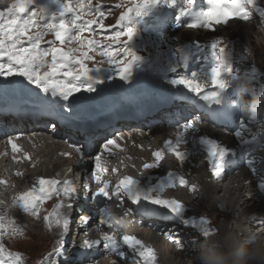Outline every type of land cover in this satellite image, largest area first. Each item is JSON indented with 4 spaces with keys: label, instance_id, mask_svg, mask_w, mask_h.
Here are the masks:
<instances>
[{
    "label": "snow or ice",
    "instance_id": "6c2138e0",
    "mask_svg": "<svg viewBox=\"0 0 264 264\" xmlns=\"http://www.w3.org/2000/svg\"><path fill=\"white\" fill-rule=\"evenodd\" d=\"M206 3L207 7H200L199 0H118L106 7L101 0H0V5H3L0 10V78H3L5 85L30 88L49 101L51 119L46 127L49 134L58 133L57 119H63L66 124L78 121L79 127L87 129L89 124L87 118L81 115L80 101L88 98L86 94L97 93L98 86L106 82L119 80L124 84L130 83L133 70L140 63V57L133 51L132 41L137 30L143 31L152 21L161 27L158 30L150 29L155 35L151 43L159 51L166 48L168 53L161 65L172 64L169 74L173 75L166 77V84L174 90L172 99L183 101L185 107L192 111L183 117L182 122L177 120L174 139H166L161 148L152 151L151 161L144 162L138 169L139 173L143 175L160 168L166 155H171L183 166L190 155L203 152L211 175L220 179L225 169L234 163L238 151L201 134L199 127L202 123H219L236 125L233 135L241 149L239 155L246 160V167L256 174L255 161L247 159L248 153L243 149L264 135V119L257 120L253 106L241 102L229 105L226 94L236 83L240 87L234 91L250 92L256 100L264 103V85L258 90L244 87L249 79L233 74L232 48L223 39L213 38L207 44L193 39L192 43L173 48V42L181 37L169 36L165 29L171 28L177 32L182 28L216 31L217 26L227 25L230 21H250L253 13L264 20V8L259 7L256 0H206ZM114 9L119 10L115 23L106 24ZM167 10H175L174 20L170 14L166 15ZM97 36L100 38L97 39ZM205 49L209 50L211 59L206 60L207 55L204 56L199 72L193 71L189 75L180 71L187 69L190 61L201 63L197 54ZM251 72L254 76L255 67ZM246 112L252 113L247 124L243 118ZM237 113L240 115L238 121L235 119ZM254 124H258L257 133H252L249 127ZM245 133L250 138H246ZM4 135L7 136L5 144L11 149L14 163L32 161V156L23 151L19 144L22 139L20 135L6 132ZM28 141L32 143V137H28ZM68 147L72 150L60 154L67 160L81 161L85 155L91 158L90 174L83 178L86 197L90 195L93 199L111 201L121 210L123 218L133 213L162 217L174 224L197 228L204 237L210 235L207 219H185V205L164 195L166 190L177 186L191 193L197 192L198 186L189 184L185 175L170 171L163 178H156L155 183H152L151 175L142 183L124 174L113 185L105 179L109 171L106 163L108 157L115 155L114 150H124L117 139H106L99 150L92 154L88 150L85 131L83 141L68 143ZM31 166L35 168L36 163ZM119 171L116 167L111 169L113 174ZM14 174L19 178L25 175L19 170ZM248 183L250 181H246L245 186ZM6 184V181L0 180V185ZM93 185L96 186L94 191ZM258 188L264 192V179L259 181ZM77 196L78 191L71 180L35 176L12 197L10 208L36 220L41 219L43 210L46 213L42 217L45 229H60V239L38 264H58V258L63 256L64 236L71 222L64 209L75 211L73 200ZM53 198L57 202L51 210H46L44 205ZM113 219L111 207L98 209L93 231L99 233V237L89 239L85 230L81 248L88 252L101 249L106 257L118 258L112 259L110 264H120L121 261L127 264L129 260L134 264H156L154 250L136 236L121 234L113 229ZM79 220L80 226L87 229L93 217L81 214ZM260 223L264 225V218ZM101 226L113 230L104 231ZM162 234L172 240L175 228L166 226ZM23 236L24 229L18 226L15 218L8 212L0 214V264H25V257L20 252L9 251L3 242L5 238ZM175 243L181 246L179 239ZM91 264H98V261Z\"/></svg>",
    "mask_w": 264,
    "mask_h": 264
},
{
    "label": "bare ground",
    "instance_id": "6f19581e",
    "mask_svg": "<svg viewBox=\"0 0 264 264\" xmlns=\"http://www.w3.org/2000/svg\"><path fill=\"white\" fill-rule=\"evenodd\" d=\"M205 4H206V0H199L200 7L204 6ZM170 17L174 20L173 16ZM222 26L224 28L222 27L220 28L225 30L223 33L219 31L218 33L212 34V32L210 31L199 30V33L192 34L190 30L184 28V31L181 30L175 32L176 34L173 36L179 35L181 37L179 40L175 41V43L179 45L186 44L185 41L187 40H193L192 37L195 40L199 41V43H201L200 39L208 38L210 35L229 38L231 42L236 40L238 41V39H240L241 41L242 40L250 41V39L255 38V36L257 38L264 40V20H262L255 13H253L250 21L247 22L230 21L227 25H222ZM159 28L160 27H157L156 29L158 30ZM220 28L217 27V30H220ZM165 30L166 32H168L173 29L166 28ZM148 31H150V29H148ZM195 35H197V37H195ZM178 41H184V43H178ZM201 44H205V43H201ZM242 55L243 54H241V56ZM204 56L205 55H201L200 57L197 56V58L201 60V63H193L190 61L189 66L187 68V72L189 74H191V72L193 71L199 72L200 68L202 67V60ZM239 56L240 54H238V57ZM206 60L209 59L206 57ZM180 71L185 72V70H180ZM185 74L187 73L185 72ZM234 75L244 78L243 76L244 74L238 73L237 70L234 73ZM234 84H233V88L229 90V94H226L228 104L231 105L237 102L244 101L245 104L249 106H253L255 108L258 121L264 119V103H261L258 100H256L255 97L251 96L250 92L238 93L237 91H234L236 90L234 88ZM248 84L249 83H247L244 87H248L249 89H251L252 86L254 85L253 84L251 85V87H249ZM173 92L174 90L171 89V87L166 84V78H165L164 92L160 95L173 96ZM132 93L133 96L123 98L118 103L117 107L119 109H126L127 107H130L136 103L153 102L156 99L147 94H143L137 90L132 91ZM257 102L258 105H256ZM251 114H252L251 112H246L244 114L243 118L246 124L248 123V119ZM235 119L237 121L240 119V115L238 113ZM121 127L122 129L118 134L112 133L108 138L104 137L100 141L93 144V151H92L93 154H95L99 150V147H101L103 143L106 141V139H117V142L120 144L121 148L124 149L123 151L114 150L115 155L108 157L107 159L106 167L108 168L109 171L108 174L105 176V179L110 180L113 183V185L121 177V174L123 172H126L127 175H131L135 177L136 179L140 180L142 183L146 182L148 176L150 175L153 177L152 183H155L156 178H163L170 171L179 172L185 175V178L188 180L189 184L195 183L198 186V191L195 193H191L187 189L180 188L179 186H177L174 189L166 190L164 195L167 198L177 199L185 205L186 208L185 212L189 214L185 217V219H192V218L199 219L200 217H204L205 219L209 220L207 227L209 228V230L212 229V227L216 230V235H218V237L216 238L217 240H219L225 232L229 231V226L231 224H232L231 229L236 230V232L234 231V233H236L241 239L247 238L249 235H254L253 234L254 228L255 229L259 228L256 230L258 232L255 235H260L259 233H261V235L264 234V225L260 223L261 219L264 218V213L263 216L259 214L260 208L264 212V199L258 197L255 191L256 188H254L253 183H248L249 186L248 185L245 186L244 184L245 181H249L251 180V178L249 177L243 178V175L240 174L237 177L233 176L231 178V181L228 183V188H223L224 186L221 187V185L219 184L214 185V183L210 180L211 176L209 175L208 171L205 169L203 170V167L205 166V162H206L204 160V157L202 160L200 159L201 157L198 158V156L196 155L195 159H193L192 156L194 154L189 156L188 161L183 166H180L178 162L175 161V159L171 155H166L164 161H162L160 168L151 170L150 172H146L143 175H141L138 169L142 166L144 162L151 161V152L161 148L163 142L166 139L169 138L174 139V132L176 131L177 125L171 126V125H163V124H153V125L144 126L138 131H134L133 124L127 122L123 124ZM199 127L201 130V134H206L209 137L214 138L221 143L222 141L220 139V136L221 133L224 132L226 133L225 134L226 138L230 140L229 146L238 145V142L236 139H234V135H233V132L236 128L234 126L225 127L220 124L214 125L211 123H202L201 125H199ZM249 127L251 128L252 133L258 132L257 131L258 124L249 125ZM205 128L207 129L202 130ZM120 137H123V139L122 140L119 139ZM245 137L250 138L247 133H245ZM46 140L48 139H41L39 136H32L33 143L31 145L24 143V147L28 146L29 148L27 152L32 156L31 163L30 162L24 164L16 163L10 169L12 177L5 179V181L7 182L6 186L0 185V214L8 212L11 215V217L17 220L19 225H22V223L19 221L21 219V216L18 214L17 216L13 214L12 208H10L12 197L19 191H22L26 186V184L30 183L32 178H34L35 176L57 177L58 179L62 180V170H61L62 168L59 162L62 161L63 163L64 161L61 160L62 157L58 153L59 149L61 148V145L58 146V144H51L50 139H49L50 142ZM22 142L24 141H21L20 143ZM262 145H264V135L259 136L257 142L247 145L243 149V151H246L248 153L247 159H253L255 161V166L257 168V171L259 172L264 171V149H262ZM24 147L21 148L23 149ZM188 147L190 148L191 146L189 145ZM197 153L205 154L203 152H196L195 154ZM128 157H131V159H128ZM85 158L90 159V157L88 156L87 157L85 156ZM32 163H36L35 168L31 166ZM50 165L52 166V168ZM133 165H135V167H133ZM49 166L51 169L48 168ZM37 167L46 168L47 170L44 173H41L39 171L40 168L38 170L36 169ZM113 167L120 169V171L117 174H113L111 172V169ZM226 169L227 172L231 174V172H235L240 169V163L236 162L232 165H229ZM17 170L22 171L25 174L23 178H19L15 176L14 173ZM203 171L206 173V176ZM57 174L59 175L57 176ZM239 178L242 179L241 182L238 181ZM95 187H96L95 185L92 186L93 191L95 190ZM83 191L85 192L84 188ZM231 197H233L234 199H231ZM94 201L100 204V208L111 207L114 217L113 229L117 230L121 234L136 236L138 239L142 240L146 245H148L154 250L157 257L156 262L160 261L161 262L160 264H162V260H166L167 264H183L181 263V260L182 258H184V256L181 255L183 254L185 256L186 255L188 256L190 255V253H192V251L191 252L187 251L184 253L182 250H186L187 247L184 244H181V246L178 247L177 244L175 243V240L179 239L180 237L183 238L185 232H189L192 235L193 229L196 228L191 226L185 227L178 223L174 224L172 221H167L162 217H148L146 219V217H144L142 214L139 213H133L130 217L123 218L121 210L119 208H116L111 201H103L100 198L94 199ZM219 204H223L225 206V210L215 209L216 218L217 219L222 217L224 218L222 223H220V227L219 225H216L218 224L217 220L216 222L212 221V214L210 211L211 207L216 208L218 207ZM231 216L237 217V219L232 217L234 223L230 222L232 221L230 219ZM117 220H119L120 222L117 223L116 222ZM41 222H43V220ZM114 223H116L117 225L114 226L115 225ZM166 226L169 228L171 227L175 228V235L172 240L166 238L162 234V230ZM246 227L249 228L246 229ZM101 228L104 231L113 230V229H108L105 226H101ZM53 231L54 234L58 235L60 229L53 228ZM67 234L65 233L64 236L65 243L68 241V239L69 241L71 240V242L76 241L71 237V235L69 237ZM198 234H199L198 236L200 242L201 241L205 242L206 240L209 239L208 237H204L201 232H198ZM98 237H99V233L96 232V235L94 237H91V239H97ZM77 243L78 242L76 241L73 248L78 247ZM168 247H170V250L172 252L171 254H173L172 258L166 255V252L169 251L167 249ZM199 251L200 249L197 251V254L199 253ZM112 259H118V258L114 256L106 257L103 251L101 249H98V253L96 256L92 258L85 257L83 260H80L79 263L77 264H91L92 261H98V264H110V261ZM129 262H133V261L129 260L127 261V264H129ZM120 264H124V262L121 261Z\"/></svg>",
    "mask_w": 264,
    "mask_h": 264
},
{
    "label": "rangeland",
    "instance_id": "374dc122",
    "mask_svg": "<svg viewBox=\"0 0 264 264\" xmlns=\"http://www.w3.org/2000/svg\"><path fill=\"white\" fill-rule=\"evenodd\" d=\"M101 2L105 3L106 7H109V6L117 3L118 0H101ZM256 3H258L257 4L258 6L260 4L259 7L264 8V6H263L264 0H256ZM202 7H207V3ZM2 8H3V5H0V10H2ZM118 14H119V10L114 9L112 12V15L106 19L105 23L109 24V25L115 23V19L118 16ZM168 14H170V16L174 17L175 16V10H167L166 15H168ZM147 26L149 28H154V29L157 27H161V25L156 24L152 21H149ZM148 27H145L143 31H140L138 29L137 34H136V36H134V39L132 41L133 51L135 52L136 49H138L142 53V55L144 56V61H146L145 65L137 66L134 68L133 77H132V80L130 81L129 84H124L122 82V83H119V85H117V84H113V82L112 83L106 82L104 85L98 86L99 91L97 93L87 94L88 98L82 99L80 101L81 115L85 116L88 114L98 112L99 109L102 108L101 107L102 103H104L108 107V109L113 108L118 101V97L121 96V93L125 94L128 91H134V90L138 91V90H141V88H151L152 87L151 88L152 90H156V89L159 90L158 94L163 93L165 78H166V76H168L169 70L172 67V64L169 63L166 66L161 65V63H163L167 58V55H168L167 49L162 48L160 50L162 52L161 53L159 51V48L155 47L151 43L152 41L155 40V35L153 32L147 31V29H149ZM217 27L218 28H220V27L224 28L223 26H217ZM222 28H220V30L210 31V32H212V34L218 33L219 31L223 33L225 30ZM181 30L184 31V28L180 29L179 31H181ZM111 31H114V29ZM190 31L192 34L193 33H199V30H190ZM175 32H177V31L176 30H170L167 32V34L169 36H173L176 34ZM85 35L87 36V33H85ZM96 38L99 39L100 37L97 36ZM213 38L223 39L232 48L233 59H234L233 74L236 72V70L238 71V73L244 74L243 76L244 77L247 76L249 79V84H248L249 87H251V85L254 84L252 86V88L254 87L257 90L260 88V86L264 85V40L257 38L255 36V38H251L250 41L249 40H242L241 41L240 39H238V41L236 40V41L231 42V40H229V38H223L220 36L217 37L215 35H212V36L210 35L208 38L200 39V41H201V43L207 44ZM47 39H51V37H47ZM192 39H194V38L192 37ZM185 42H186V44H189V43H192V40H187ZM178 43H184V41H178ZM179 46H181V45L175 43V41L172 44L173 48H176ZM238 54H240V56H241V54H243L242 56L244 58L241 60L242 56L241 57L239 56L240 57L239 58ZM201 55H205V56L207 55L206 57L209 60L211 59V54L209 53L208 49H205L204 52L197 54V56H199V57ZM157 57H159L160 60L157 59L155 62V59ZM96 59L98 60L99 57H97ZM89 66L90 67L92 66L91 62H89ZM253 67H255V69H256V73H255L256 76L255 75L253 76V74L251 72ZM182 70H185V72L187 74H189L187 72V69H182ZM171 75H173V74H169V76H171ZM114 81L117 82L119 80H114ZM239 87L240 86L238 84H234V88L236 90L239 89ZM245 88L249 89L248 87H245ZM28 89H29L30 93L35 94L34 97H36V98L40 97L38 92H34L30 88H23L22 89L20 87H15L12 85H5L3 82V78H0V100L9 99V98L14 97V96L18 97V96L23 95V97H24V92ZM3 93H6L8 96L4 95ZM148 94L151 97L158 95L154 91H149ZM77 95H79V94H77ZM111 97H112V99L109 100V98H111ZM154 98H157V97H154ZM257 131H258V128H257ZM259 141H260V139H259ZM198 154L199 153L195 154L198 156V158L201 157L200 159L203 160V157H204V160H206L205 154H199V155ZM59 164H61V166H62V164H64V163H62V161H61V162H59ZM50 166L48 167L49 169L52 168V166H51V168H50ZM39 168H40V170H39ZM36 169H38L41 173H44L47 170L46 168H41V167H37ZM208 173H209V171H208ZM204 174L206 176L205 172H204ZM237 174H240V173H237ZM256 174L262 179L261 174H259L258 172ZM209 175H210V173H209ZM263 176H264V173H263ZM243 178H246V177H243ZM253 180L255 182L254 183L255 188L258 189V183L260 180L257 179L255 175L253 176ZM238 181L241 182L242 179L239 178ZM245 182H244V184H245ZM221 187H223V188L228 187V184L224 183L221 185ZM234 187H235V185H234ZM231 199H234V198L231 197ZM263 199H264V194H263ZM54 204H55V202L54 203L51 202L48 204V207H50V209H51V207ZM222 205L223 204H219L218 207H216V208L215 207L210 208V211L212 214V221L216 222V220H217L218 224H216V225H219V227H220V223H222L224 218L222 217V218L217 219L215 211L218 209L225 210V206L224 205L222 206ZM186 213L187 212L184 213L185 217L187 215H189L188 213L187 214ZM263 213H264L263 210L260 208L259 214L261 215ZM27 217L28 218H26V220H24L25 223L23 222L22 225H18L24 229V236L21 238H15V239L5 238V240L3 242L5 243V245L9 251L20 252L21 254L23 253L22 255L25 257V264H38V262L43 260L44 256L47 255V253L50 252L53 249V247L55 246L54 238H53V235H50L51 232H49L45 229L43 222H41L42 219L41 220H35L29 216H27ZM232 217L237 219V217L231 216L230 217L231 220L233 219ZM207 221L209 222V220H207ZM230 222L234 223L233 220ZM178 224H180V223H178ZM180 225H182V224H180ZM231 225L229 226V231L231 230L232 232H234V231L236 232V230L231 229V227H232ZM248 228L249 227H246V229H248ZM257 229H259V228H257ZM257 229L254 228V233H253L254 235L258 232V231H256ZM198 232H200V231L197 230V228H196V229H193L192 235L189 232H185L183 235V238L182 237L179 238V240H182L181 244H184L187 247L186 250H182V251L184 253L187 251H190V252L192 251V253H190V255H188V256L187 255L185 256L183 254L181 255V256H184V258H182V260L179 259V260H181V263H183V264H199V261L197 259V255H198L197 251L199 249H201V247L203 246V244L205 242L199 241ZM259 234L261 235V233H259ZM48 235H50V236H48ZM207 237L209 239L217 240L216 238L218 237V235H216V230L213 227H212V229H210V235ZM67 242H69V239ZM167 249L169 251L166 252V255H168V257L172 258L173 254H171L172 252L170 250V247H168ZM166 262H167L166 260H162V264L163 263L167 264ZM131 263L134 264L133 262H129V264H131ZM160 263H161L160 261L156 262V264H160Z\"/></svg>",
    "mask_w": 264,
    "mask_h": 264
},
{
    "label": "clouds",
    "instance_id": "9594fccd",
    "mask_svg": "<svg viewBox=\"0 0 264 264\" xmlns=\"http://www.w3.org/2000/svg\"><path fill=\"white\" fill-rule=\"evenodd\" d=\"M197 259L199 264H264V235L241 239L228 231L219 240H206Z\"/></svg>",
    "mask_w": 264,
    "mask_h": 264
}]
</instances>
